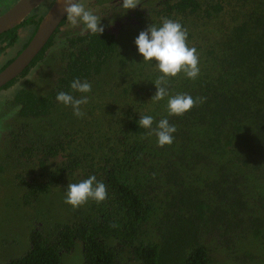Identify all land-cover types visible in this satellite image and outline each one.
<instances>
[{"label":"trees","instance_id":"1","mask_svg":"<svg viewBox=\"0 0 264 264\" xmlns=\"http://www.w3.org/2000/svg\"><path fill=\"white\" fill-rule=\"evenodd\" d=\"M84 1L106 26L110 15L94 10L105 0ZM50 4L0 34V54L17 45L0 70ZM147 6L142 25L119 37L105 27L80 35L65 16L29 65L0 87V174L15 191L40 201L95 175L108 192L100 203L74 208L50 233L31 230L29 249L4 264H60L76 240L82 264H264V0ZM162 18L181 23L199 56L196 79L183 72L168 78L169 96L205 98L181 116L168 114V97L151 100L161 73L134 44ZM74 79L92 91L71 89ZM60 91L89 97L83 117L57 102ZM142 115L153 117L152 128L163 118L175 125L173 143L158 146L139 126Z\"/></svg>","mask_w":264,"mask_h":264},{"label":"clouds","instance_id":"2","mask_svg":"<svg viewBox=\"0 0 264 264\" xmlns=\"http://www.w3.org/2000/svg\"><path fill=\"white\" fill-rule=\"evenodd\" d=\"M61 11L66 13L69 25L80 27V35H100L104 32L101 25V17L92 10L86 8L81 0H60ZM140 5V0H122L121 6L125 9H135ZM82 26V27H81ZM187 30L179 21L162 18L159 26L150 24L140 31L134 40L137 52L143 57V61H152L161 75L154 82L155 94L151 100L159 101L168 97V114L181 116L190 111L198 103L205 101L204 97L193 98L189 94H176L169 96L168 78L176 77L183 72L186 78L196 79L199 75V56L194 47L187 43ZM71 89L79 93H89L92 85L88 81L74 79L70 85ZM57 102L70 107L74 116L80 118L85 115L81 106L89 102L87 95L77 98L70 93L60 91L56 95ZM139 126L150 129L148 135H155L157 145L163 147L171 145L174 140L173 134L177 131L175 125H171L167 118L160 119L155 128H152L153 117L142 115L138 120ZM108 196L106 185L98 181L95 175L79 183H70L66 186L64 203L78 208L86 204L90 199L100 203Z\"/></svg>","mask_w":264,"mask_h":264},{"label":"rangeland","instance_id":"3","mask_svg":"<svg viewBox=\"0 0 264 264\" xmlns=\"http://www.w3.org/2000/svg\"><path fill=\"white\" fill-rule=\"evenodd\" d=\"M84 2L83 0L82 3ZM7 3V1L0 3V8H2L0 14L4 9H8L14 1L10 3V6ZM94 10L101 12L96 6H94ZM130 29L128 28V30ZM213 29L216 28L213 27ZM26 34L25 30L19 32L21 38ZM16 46L14 45V47ZM14 47L6 48L5 52L0 54V64L10 56ZM110 97L107 98V104L110 103ZM7 178H10L9 175L0 174V264L23 255L29 249L31 230L41 225L45 232L50 233L56 226L55 224L61 220L70 219L74 209L64 203L65 194L61 191L40 201L23 198L20 192L15 191V188L7 182ZM21 201L26 205H23ZM30 201L32 202L29 203ZM82 262V244L79 240L75 241L70 251L60 253V264H82Z\"/></svg>","mask_w":264,"mask_h":264},{"label":"water","instance_id":"4","mask_svg":"<svg viewBox=\"0 0 264 264\" xmlns=\"http://www.w3.org/2000/svg\"><path fill=\"white\" fill-rule=\"evenodd\" d=\"M47 1L49 0H15L8 9L0 14V34L20 24L33 9ZM61 7L60 0L51 1L26 46L8 65L0 70V87L20 74L47 43L66 16V13L61 11Z\"/></svg>","mask_w":264,"mask_h":264},{"label":"flooded vegetation","instance_id":"5","mask_svg":"<svg viewBox=\"0 0 264 264\" xmlns=\"http://www.w3.org/2000/svg\"><path fill=\"white\" fill-rule=\"evenodd\" d=\"M52 1V0H51ZM149 0H140V5L135 9H125L121 6L122 0H105L97 2V7L110 15V21L107 20L105 30L115 37L127 33L131 26H141L144 17L148 12Z\"/></svg>","mask_w":264,"mask_h":264}]
</instances>
